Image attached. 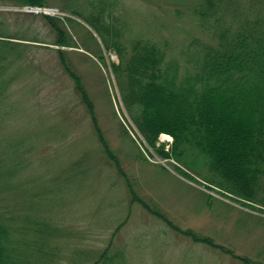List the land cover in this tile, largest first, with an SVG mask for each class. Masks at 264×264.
Listing matches in <instances>:
<instances>
[{
	"label": "rangeland",
	"instance_id": "1",
	"mask_svg": "<svg viewBox=\"0 0 264 264\" xmlns=\"http://www.w3.org/2000/svg\"><path fill=\"white\" fill-rule=\"evenodd\" d=\"M115 1L114 14L121 13L135 34L166 45L182 74L196 70L197 39L207 41L210 36L190 14L189 0ZM88 3L47 0L43 5L51 10L31 12L26 6L35 4L0 0V29L18 36L12 41L23 56L9 69L14 81L0 92V97L7 93V109L12 112L2 129H28L34 135L28 154L31 164L20 175L23 184L29 183L23 187L29 188L1 193L0 209L24 202L39 208L41 220L58 226L53 240L60 249L59 264L91 263L112 237V247L124 251L125 264H244L238 256L264 264V201L227 192L207 181L205 166L200 172L190 170L145 144L114 71L117 52L107 49L97 30L73 12L76 8L86 16ZM44 15L66 18L75 46L53 43L57 34ZM61 54L81 75L120 167L104 151L92 114L61 63ZM160 141L168 149L173 136L162 133ZM129 183L138 198L177 227L219 246L174 230L140 200L133 202Z\"/></svg>",
	"mask_w": 264,
	"mask_h": 264
},
{
	"label": "trees",
	"instance_id": "2",
	"mask_svg": "<svg viewBox=\"0 0 264 264\" xmlns=\"http://www.w3.org/2000/svg\"><path fill=\"white\" fill-rule=\"evenodd\" d=\"M14 1L47 4V0ZM95 1L89 0L86 16L76 8L73 12L97 30L107 49L117 52L119 62L114 64V71L145 144L161 157L173 158L190 170L200 172L199 168L205 166L207 181L227 192L254 202L264 201V0H189L190 14L210 40L197 39V52H193L196 70L186 74L181 73L180 63L169 57L166 45L135 34L121 13L114 14L115 0ZM44 17L57 34L53 43L75 46L66 28V18ZM14 37L18 38L0 29V84L4 87L0 92H5L15 79L8 76L12 64L23 58L22 49L12 41ZM60 59L92 114L104 151L119 166L81 75L72 69L64 54ZM5 97L7 93L0 97V194L25 192L29 188L23 187L29 183L23 184L20 175L30 166L28 154L34 148V135L28 129L25 132L2 129L12 113L7 109L9 101ZM163 132L173 136L168 149L165 143L158 144ZM182 171L195 179L188 171ZM129 187L132 188L131 183ZM132 194L133 202L140 200L174 230L219 246L208 237L177 227L143 198H138L134 188ZM19 205L23 208L15 205L14 209L7 206L0 209V264H59L56 257L60 249L53 240L58 235V226L41 220L39 208L32 203ZM121 226L122 223L115 234ZM112 245L113 237L89 264H125L124 251ZM238 257L244 264H261L249 257Z\"/></svg>",
	"mask_w": 264,
	"mask_h": 264
},
{
	"label": "built area",
	"instance_id": "3",
	"mask_svg": "<svg viewBox=\"0 0 264 264\" xmlns=\"http://www.w3.org/2000/svg\"><path fill=\"white\" fill-rule=\"evenodd\" d=\"M26 8L29 11H48V10H51L50 8H45V7H43V8L42 7H26Z\"/></svg>",
	"mask_w": 264,
	"mask_h": 264
}]
</instances>
